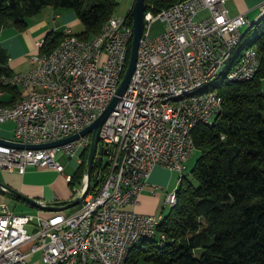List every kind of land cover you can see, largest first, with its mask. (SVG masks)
<instances>
[{
	"label": "built area",
	"instance_id": "1",
	"mask_svg": "<svg viewBox=\"0 0 264 264\" xmlns=\"http://www.w3.org/2000/svg\"><path fill=\"white\" fill-rule=\"evenodd\" d=\"M225 2L182 0L156 14L145 9L133 72L99 131L100 164L95 166L94 161L87 193L72 212H53L46 218L16 215L0 204V264H27L28 256L36 252L43 264H119V255L134 234L150 233V224L160 214L134 211L148 186L149 172L159 167L183 175L195 150L191 131L214 109L216 92L206 99L175 104H167L166 96L200 86L213 72L215 58L226 41L243 25L245 14L229 16ZM153 21L163 22L164 30L150 38L148 28ZM111 30H118V37H111ZM111 30L103 47L91 46L88 52L69 47L64 54H57L54 70L42 71V63H35V56H42L37 53L29 59L32 67L26 73H11V79L1 77L2 85L21 89L39 86V94L27 91V99L17 110L0 116V123H12L13 142L36 145L61 140L78 133L104 110L125 68L131 24L119 18ZM61 33L71 31L64 28ZM41 44L35 43L37 50ZM257 68L258 58L252 49L230 71L227 81H249ZM52 89L73 98V105H65L59 96L51 97ZM88 143L87 134L43 149L0 144V170L22 173L28 166L60 173L55 156L75 159L78 166ZM97 156L96 149L94 160ZM69 179L64 177L66 182ZM157 189L150 186V193ZM79 194L78 188L71 198ZM163 202L169 207L170 191ZM32 220L35 228L28 233L26 226Z\"/></svg>",
	"mask_w": 264,
	"mask_h": 264
},
{
	"label": "trees",
	"instance_id": "2",
	"mask_svg": "<svg viewBox=\"0 0 264 264\" xmlns=\"http://www.w3.org/2000/svg\"><path fill=\"white\" fill-rule=\"evenodd\" d=\"M179 1L182 0H143V3L156 14ZM45 6L72 11L82 26L81 33L74 36L88 40L112 21L116 2L0 0V29L10 25L23 31L26 20ZM129 12L125 15L127 24ZM246 32L251 33V39L225 69L231 71L243 51L250 48L246 51L253 49L258 58L255 76L244 83H228L221 78L212 84L223 104L211 124H198L191 131L198 156L189 178L181 176L174 190L175 202L164 215L160 213L156 233L132 245L124 264H264V14ZM62 40L61 32L46 33L37 53L50 54ZM128 49L129 44L126 59ZM3 76L9 78L11 72L0 48V79ZM0 92L5 95L0 107L15 106L23 95L18 87L1 82ZM86 153L87 150L81 153V162L68 185L73 182L80 185Z\"/></svg>",
	"mask_w": 264,
	"mask_h": 264
},
{
	"label": "crops",
	"instance_id": "3",
	"mask_svg": "<svg viewBox=\"0 0 264 264\" xmlns=\"http://www.w3.org/2000/svg\"><path fill=\"white\" fill-rule=\"evenodd\" d=\"M133 1L134 0H131L130 6H132ZM225 8L229 16L244 13L247 20L252 24L264 14V0H226ZM44 12L45 15L47 14V16L50 17L49 23L46 17H41L42 13ZM74 23L75 17L71 12L64 10H53L49 7H46L39 13L35 14V16H32L26 20V26L23 31L17 32L10 25H6L5 27L1 28L0 48L3 50L6 58L8 59V70L11 73H26L32 67V65L29 63V59L35 53H37V48L35 47L34 43L42 41L43 37L48 32H61L64 28H68L71 31ZM262 89L264 91V81L262 84ZM3 100H5V95L0 92V101ZM12 105H7L6 107H10ZM12 127L13 126L11 122L0 123L1 140L11 142L14 141L12 136ZM48 174H53V170L49 168H35L28 166L23 169L22 173L15 171L3 172L0 170V188H4V190L0 189V195H3L5 198H7V200L0 201V204H4L13 214L33 217L32 215L15 213L12 211L14 208H16V204L14 202L22 203L24 205L27 204L13 197L7 191V188L27 198H31L37 202H40L41 204L55 205V203H61L63 201L69 200L70 196L64 197L63 194H58V192L52 189L53 186L51 184L36 180L39 176ZM172 174L174 173L168 172L167 170L159 167H153L150 170L149 176L147 178L148 186L144 187L137 199V203L134 208L136 213L151 215L160 214L156 212L160 206L159 192L164 191L170 186ZM150 186H156L158 188L155 191V194L150 193ZM175 187L176 186L173 188ZM173 188H171V190ZM162 204L165 206L164 202H162ZM51 213L53 212L41 211V214L38 212L36 215L46 218L50 216ZM34 225V221H30V223L26 226V231L28 233L32 232L35 228ZM26 250L27 246H24L22 251L25 252ZM27 264H43L41 262L39 253L36 252L28 256Z\"/></svg>",
	"mask_w": 264,
	"mask_h": 264
},
{
	"label": "bare ground",
	"instance_id": "4",
	"mask_svg": "<svg viewBox=\"0 0 264 264\" xmlns=\"http://www.w3.org/2000/svg\"><path fill=\"white\" fill-rule=\"evenodd\" d=\"M117 22L118 20L110 21L106 23L97 35L93 36L92 38L88 40H80L76 36L72 35V33H66L63 35V40L61 41L59 46H57L50 54L43 55V56H37V57L35 56V63H42V71L54 70L55 69V59H56L57 54H64L69 47H71L72 50H75L76 52H88L91 46L103 47L111 28H115ZM250 26H251V23L246 18L243 25L240 28H238L237 33H235L233 37H231L229 40L226 41L224 48L221 50L219 55L215 58L213 72L204 79V81L201 83L200 86L194 87L192 89H187V90L172 91L166 96V103L175 104L176 102H182V101H194L198 99H206L207 97L211 96L214 92H216L214 89L211 88L212 82L218 79L219 73L225 70V68L227 67V64H230L228 62L231 60V53L234 52V48L237 47L238 43L240 42L239 40L241 39L243 35L241 33V29L244 27L248 29ZM111 37H118V30H111ZM250 52L251 51H245L241 55V57L239 58L238 62L236 63L233 69L237 68L239 64L242 62V60L244 59V56L249 55ZM229 73L230 71L227 72L224 76L226 82L228 83L243 82L244 83L243 78H232L231 80L227 81L229 77ZM4 79H11V77L9 78L7 77ZM28 89H29L28 90L29 94H39L38 85H28ZM58 96H59V100H65V105H73V98H66V93H59V89H52L51 97H58ZM24 99H27L26 90H25V93L22 95L20 102H18L15 106L10 107V108L0 107V116L9 115L14 110H17ZM214 101H215L214 109H211L207 118H201L199 121H197V125L198 124H202V125L211 124L213 119L217 117V114L220 113L223 103H222V100L218 97L217 92L214 93ZM174 192H175L174 190L173 192H170L169 207H171L175 202L176 196H174ZM161 217L162 216L160 214V216L154 219V221L150 224V233L136 232L134 234L133 239H130L127 242V244L123 247L119 255V264H124V259H125L128 249L132 245H134L140 238H144V237L151 238L156 233V227L161 221Z\"/></svg>",
	"mask_w": 264,
	"mask_h": 264
},
{
	"label": "water",
	"instance_id": "5",
	"mask_svg": "<svg viewBox=\"0 0 264 264\" xmlns=\"http://www.w3.org/2000/svg\"><path fill=\"white\" fill-rule=\"evenodd\" d=\"M145 9H146V6L143 3V0L133 1L132 6L130 8V12H129L130 24H131V37H130L128 56H127L124 71L122 73L120 81L118 82L116 86L113 97L110 99L108 104L105 106L104 110L97 116V118L92 123H90L88 126L80 130L78 133L70 135L61 140L50 142V143H45V144L23 145L20 143L4 141L0 139V144L9 146L12 148L43 149V148L60 146L62 144H65L67 142L77 139L79 136H84L88 134L89 143H88L87 154H86V159H85V164H84L83 180L81 181L80 186H79L80 194L75 195L73 198H70L69 200L61 202V204L59 205H53V204H41L40 202H37L31 198H27L7 188V191L13 197H15L19 201L29 205L30 207L36 210L46 211V212H63L65 210L78 206L81 199L85 196V194L88 191L90 179H91V172L94 166V161H95V166H98L100 164L101 147L98 144L99 131L103 123L109 116L110 112L112 111L113 107L118 102L119 97L124 93L129 83L131 74L133 72L135 59H136V49H137L138 41L140 39L142 30H143V13ZM96 149H97L98 156L94 160Z\"/></svg>",
	"mask_w": 264,
	"mask_h": 264
},
{
	"label": "rangeland",
	"instance_id": "6",
	"mask_svg": "<svg viewBox=\"0 0 264 264\" xmlns=\"http://www.w3.org/2000/svg\"><path fill=\"white\" fill-rule=\"evenodd\" d=\"M115 2H116V6L113 9V12L111 14V16H113L112 21L119 20V18H125L126 13L131 8V6H130L131 0H115ZM46 7H48V6L43 7L41 10H43ZM49 8H51V7H49ZM64 11H69L73 14V12L70 10H64ZM33 16H35V15H33ZM41 17L42 18L46 17L48 19V23H49L50 17H48L47 14L45 15V12L42 13ZM246 29H247L246 27L241 29V33L243 35H242L241 39L239 40L240 42L238 43L237 47L234 48V52L231 53V58L235 54H237V52L241 49V47L244 45V43L246 41L251 39V33L246 32L244 34V31H246ZM14 30L17 31L16 29H14ZM163 30H164V23L163 22L153 21L149 24L148 37H150V38L155 37V36L159 35L160 33H162ZM81 31H82V26L75 18V23H74V26L71 28V33H72V35H79L81 33ZM17 32H19V31H17ZM248 49H250V48L245 49L243 51V53ZM35 54H37V53H35ZM225 71H226V69H225ZM225 71H222L221 73H219L218 79L214 80L212 82V84L216 81H219L221 78L223 79L225 74H226ZM18 90L21 94H23V93H25V90L28 91L29 89L19 88ZM197 156H198V150L195 149L185 164L186 169H185L183 175L186 178H189V171H190V169L194 163V160L197 158ZM54 162L58 163L61 166L62 171L60 173H58L55 170H53V174L41 175L36 180L51 184L53 186L52 189H54L56 192H58V194H63L64 197L70 196V198H71V196L74 195V192L78 190L79 185L77 184V182H73L71 185H68L67 182L64 180V177L65 176L71 177L73 175V173L77 167L75 164V159H68L65 155L57 154L54 158ZM103 162H104V159L102 160V163ZM180 178H181V176H177L176 173L172 174V177L170 180V186L168 188H166L164 191L159 192L160 206H159V209L156 210L157 213H162V215H164L167 212L168 206H163V204H162L165 193H167L169 191L173 192V190H175V188H176V187L175 188H173V187L177 185L176 180L178 183ZM171 188H173V189L171 190ZM0 198H1L0 201L7 200V198H5L3 195H0ZM14 203L16 204L15 205L16 208H14L12 210L13 212L32 215V216L35 215V216H38L40 218H44L42 216L36 215L38 212H40V214H41V211H37L36 209L30 208L29 206L24 205L22 203H18V202H14ZM76 207L65 210L62 213L67 214L69 212H72Z\"/></svg>",
	"mask_w": 264,
	"mask_h": 264
}]
</instances>
